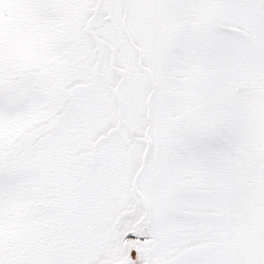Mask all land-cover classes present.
I'll list each match as a JSON object with an SVG mask.
<instances>
[{
  "label": "crops",
  "instance_id": "1",
  "mask_svg": "<svg viewBox=\"0 0 264 264\" xmlns=\"http://www.w3.org/2000/svg\"><path fill=\"white\" fill-rule=\"evenodd\" d=\"M165 1L138 24L135 70L114 74L91 56V0H0V69L136 80V123L90 138L71 192L34 199L31 174L24 208L0 198V264H104L133 232L141 261L232 264L240 167L264 148V0ZM56 161L42 171L64 175Z\"/></svg>",
  "mask_w": 264,
  "mask_h": 264
},
{
  "label": "rangeland",
  "instance_id": "2",
  "mask_svg": "<svg viewBox=\"0 0 264 264\" xmlns=\"http://www.w3.org/2000/svg\"><path fill=\"white\" fill-rule=\"evenodd\" d=\"M160 1L155 6L154 0H91L88 36L98 65L109 61L114 74L123 67L130 74L135 70L138 24H150L159 5L161 13L168 14L166 1ZM183 9L179 3L177 11L182 14ZM39 72L18 77L22 73L0 69V198L16 203L17 212L24 208L33 180L34 199L71 192L68 168L76 158L89 155L90 138L106 135L120 120L124 125L136 123V80H51L55 70H46L44 78ZM122 139L120 134L115 138ZM55 160L66 168L64 175L42 171ZM247 160L249 165L240 167V244L231 262L264 264V148ZM2 189H9L5 197ZM125 235L114 238L105 254L110 262L104 264H154L141 259L138 263L134 251L144 244L134 232ZM96 248L104 251V245Z\"/></svg>",
  "mask_w": 264,
  "mask_h": 264
},
{
  "label": "water",
  "instance_id": "3",
  "mask_svg": "<svg viewBox=\"0 0 264 264\" xmlns=\"http://www.w3.org/2000/svg\"><path fill=\"white\" fill-rule=\"evenodd\" d=\"M134 252H135L136 257L138 258V263H140V257H139V255H138V254H139V253H138V250H137V251L135 250Z\"/></svg>",
  "mask_w": 264,
  "mask_h": 264
}]
</instances>
